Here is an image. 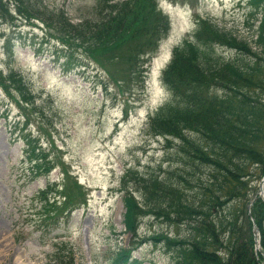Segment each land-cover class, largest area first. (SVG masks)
Returning <instances> with one entry per match:
<instances>
[{
    "label": "rangeland",
    "instance_id": "1",
    "mask_svg": "<svg viewBox=\"0 0 264 264\" xmlns=\"http://www.w3.org/2000/svg\"><path fill=\"white\" fill-rule=\"evenodd\" d=\"M99 1L0 0V264H111L121 250L129 251V262L174 264L172 253L162 244L147 242L133 247L143 237L185 235L182 228L177 231L166 225L162 210L156 211L157 216L138 217L135 234L124 233L123 222V195L127 190L141 207L148 206L146 196L152 197L154 190L153 183L146 185V180L157 179L182 189V179L187 176V187H194V194L199 180L208 178L209 169L197 162L193 165L183 150L190 146L172 138L165 141L149 130L158 111L173 104L171 91L161 80L162 71L172 53H186L182 43L190 38L198 56H208L212 65L216 59L238 65L254 62L242 49H230L222 42L206 44L204 37L194 40L202 21L216 25L218 36L220 31L232 33L241 47L264 55V47L256 43L259 23L246 15L247 0H152L156 10L168 17L170 28L155 53L144 58L142 74H129L127 65L117 61H109L104 71L87 61L89 40L81 32L86 31L81 25L85 20L92 31L96 30L93 23L104 18L98 28L104 24L107 10L99 14L103 8L97 7ZM58 38L70 46H63ZM111 52L105 57L109 59ZM122 68L128 72L125 83L114 84L122 78ZM9 79L18 81L27 105L18 97L17 88L10 87ZM210 93L219 95L215 89ZM27 118V130L23 126L21 133L39 138L49 162L60 156L65 171L70 172L67 179L57 166L48 179L26 184L19 178L26 144L20 132L10 133L15 124L21 128ZM186 136L191 143L195 141L194 135ZM52 140L55 149L47 147ZM256 169L246 170L251 172L248 183L252 186ZM47 180L61 185L58 198L67 188L71 195L86 194L88 204L68 220V214L60 219L56 230L40 233L35 226L39 222L35 213L40 210L35 197L46 190ZM136 188L140 190L136 192ZM160 205L166 210L162 201ZM247 215L251 217L255 245V239L260 241L253 227L255 218ZM259 248L256 251L253 247L255 257L264 255V249ZM219 255H223L222 250Z\"/></svg>",
    "mask_w": 264,
    "mask_h": 264
},
{
    "label": "trees",
    "instance_id": "2",
    "mask_svg": "<svg viewBox=\"0 0 264 264\" xmlns=\"http://www.w3.org/2000/svg\"><path fill=\"white\" fill-rule=\"evenodd\" d=\"M109 2L111 0L97 3V7H103L99 14L107 10L104 15L106 20L100 28L104 18L93 23L95 31L88 29L89 21L85 20L81 24L86 27V31L81 32L89 40L85 49L88 53L86 59L104 71L109 61H117L127 65L129 74L136 72L140 76L144 58L153 55L158 43L166 37L170 28L168 17L156 10L152 0H118L122 5L111 2L110 6ZM247 4L249 8L245 9L246 15L249 14L259 23L255 31L256 43L264 47V0H247ZM111 12H114L112 17ZM200 24L201 28L194 34V40L204 37L206 44L222 42L230 49H242L254 62H250L251 65H238L235 62L221 63L216 59L215 65H212L208 56H198L191 38L182 43L186 48L185 54H180L184 50L172 53L162 71L161 80L171 91L173 104L160 110L161 114L158 111L155 119L152 118L155 121H150L149 130L165 141L172 138L190 146L183 150L193 165L197 162L199 166L209 169L208 178L199 180L194 194H191L194 187H187V176L182 179V189L173 188L157 179L146 180V185L153 183L154 192L152 197L149 194L146 196L148 206L142 207L127 190L123 195L126 211L124 233L135 234L138 217L157 216V212L162 210L166 225L177 231L182 228L185 235L180 238L165 234L143 237L133 247L147 242L162 244L165 250L172 253L174 264H264L263 254L255 257L251 217L247 215L250 213L255 218L260 247L264 249V203L256 194L259 182L264 177V55L251 52L247 46L241 47L232 33L220 31L221 35L218 36L219 28L216 25L206 21ZM206 32L216 35L211 37ZM57 41L63 46H70L64 39L58 38ZM109 51L112 52L108 59L105 53ZM97 53L102 55L97 56ZM127 71L122 68L119 73L122 78L112 82L117 85L118 82L125 83ZM7 82L14 90L17 88L18 97L27 105L20 93L18 81L9 79ZM1 87L9 95L4 84ZM212 89L219 95L211 94ZM27 123L28 118L21 128L20 124H15L10 135H14L16 130L21 133L23 126L26 131ZM186 134L194 135L195 141L191 143ZM20 138L26 144L24 160L20 162L19 178L23 179L22 182L32 184L38 179H48L56 166L66 179L70 176L60 156L48 161L49 156L43 154L41 143L37 141L39 138L22 133ZM48 146L55 149L53 140ZM249 167L257 168V174L251 181L255 182V186L248 183L252 176L250 171H246ZM46 182V190H40L34 196L40 204V210L35 213L39 221L35 226H39L37 231L40 233L56 230L60 219L68 214V220L71 213L88 204L86 194L76 192L71 195L67 188L64 194H60L63 196L59 195L58 198V190L62 191L61 185L49 183L48 180ZM136 189V192L140 190ZM146 192L150 193L149 190ZM253 199L255 201L251 202ZM161 201L166 210L159 208ZM57 206H60V211ZM220 250L223 255H219ZM129 256V251L121 250L111 264H137L135 261L129 262Z\"/></svg>",
    "mask_w": 264,
    "mask_h": 264
},
{
    "label": "water",
    "instance_id": "3",
    "mask_svg": "<svg viewBox=\"0 0 264 264\" xmlns=\"http://www.w3.org/2000/svg\"><path fill=\"white\" fill-rule=\"evenodd\" d=\"M257 195H259V197H262L264 199V177L260 180L259 182V186H258V192H257ZM249 210V208H248ZM254 227V231L256 233V237H259V233H258V230L255 226ZM259 239H255V245H254V249L257 251L259 250L258 248L260 247V244H259ZM257 257V256H256Z\"/></svg>",
    "mask_w": 264,
    "mask_h": 264
},
{
    "label": "bare ground",
    "instance_id": "4",
    "mask_svg": "<svg viewBox=\"0 0 264 264\" xmlns=\"http://www.w3.org/2000/svg\"><path fill=\"white\" fill-rule=\"evenodd\" d=\"M260 250V248H258Z\"/></svg>",
    "mask_w": 264,
    "mask_h": 264
}]
</instances>
